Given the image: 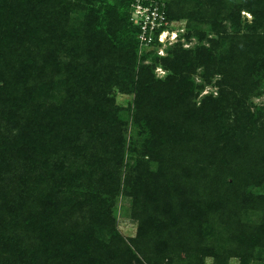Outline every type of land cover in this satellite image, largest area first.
I'll return each mask as SVG.
<instances>
[{"label": "trees", "instance_id": "16d2710c", "mask_svg": "<svg viewBox=\"0 0 264 264\" xmlns=\"http://www.w3.org/2000/svg\"><path fill=\"white\" fill-rule=\"evenodd\" d=\"M155 1L0 0V264L264 262V0Z\"/></svg>", "mask_w": 264, "mask_h": 264}, {"label": "built area", "instance_id": "2783aa9c", "mask_svg": "<svg viewBox=\"0 0 264 264\" xmlns=\"http://www.w3.org/2000/svg\"><path fill=\"white\" fill-rule=\"evenodd\" d=\"M130 21L139 29L137 40L141 49H149L154 37L159 48L183 41L180 37L184 33V27L173 26L166 19L164 6L155 0H133Z\"/></svg>", "mask_w": 264, "mask_h": 264}, {"label": "rangeland", "instance_id": "374dc122", "mask_svg": "<svg viewBox=\"0 0 264 264\" xmlns=\"http://www.w3.org/2000/svg\"><path fill=\"white\" fill-rule=\"evenodd\" d=\"M244 17L249 20L250 16L248 14H244ZM184 22L177 23V27H184ZM174 25V24H173ZM183 42V41H182ZM186 42H184L185 44ZM194 44V40L191 41V43L185 44L184 47L192 46ZM168 46V45H167ZM165 47H161L157 49L158 55H163ZM139 53H143V51H139ZM146 63H149V60H146ZM155 74L157 77L163 76L164 72L160 68H156ZM210 91H214V89L207 87L205 88L203 94L208 93ZM129 98L126 96L122 95H117L116 96V102L120 105H125L126 101ZM253 105L255 106H262L264 107V87L262 90V94L259 97L253 98L252 99ZM255 193L263 194L264 193V187H258L257 189L254 190ZM115 214H116V219H117V230L119 233L126 238H133L135 233H136V222L130 217V201L126 199H119L117 203V207L115 209ZM234 262V261H233ZM264 264V262H260ZM233 264H236L234 262Z\"/></svg>", "mask_w": 264, "mask_h": 264}]
</instances>
